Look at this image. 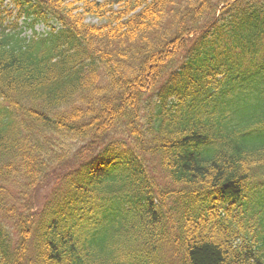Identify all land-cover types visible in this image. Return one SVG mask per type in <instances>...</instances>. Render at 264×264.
Instances as JSON below:
<instances>
[{"label":"trees","instance_id":"trees-1","mask_svg":"<svg viewBox=\"0 0 264 264\" xmlns=\"http://www.w3.org/2000/svg\"><path fill=\"white\" fill-rule=\"evenodd\" d=\"M0 264H264V0H0Z\"/></svg>","mask_w":264,"mask_h":264},{"label":"rangeland","instance_id":"rangeland-1","mask_svg":"<svg viewBox=\"0 0 264 264\" xmlns=\"http://www.w3.org/2000/svg\"><path fill=\"white\" fill-rule=\"evenodd\" d=\"M37 30L43 31V30H45V29L43 28V26H38V27H37ZM24 33L31 34L32 32H31L30 29H26Z\"/></svg>","mask_w":264,"mask_h":264}]
</instances>
